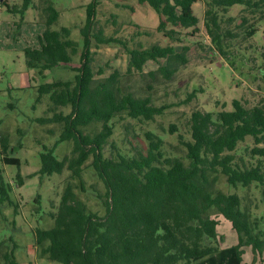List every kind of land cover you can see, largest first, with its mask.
I'll use <instances>...</instances> for the list:
<instances>
[{
  "label": "trees",
  "instance_id": "trees-1",
  "mask_svg": "<svg viewBox=\"0 0 264 264\" xmlns=\"http://www.w3.org/2000/svg\"><path fill=\"white\" fill-rule=\"evenodd\" d=\"M147 3L164 16L157 29L165 31V24L195 28L198 17L192 5L197 0H138ZM203 25L216 53L229 61L234 49L258 30L257 21L264 19V0H203ZM9 13L23 18L31 6L44 25L39 45L23 48L25 66L44 71L72 62L77 42L70 38L66 26L53 28L59 11L52 2L43 6L31 0L21 4L0 2ZM99 0H91L85 7V22L80 28L83 45L79 65L72 80H56L38 85V95H48L52 112L38 121L57 122L61 130L54 146L42 145L39 175L59 174L64 169L71 178L79 180L84 163L90 165L104 185L98 198L104 214L88 210L87 205L68 182L60 195L54 212L53 225L34 228L35 245L39 254L60 264H244V247L254 254L264 253V228L251 219V214L236 193L208 191L210 175L217 172L228 184L247 187L256 184L264 203V103L262 99L246 105L239 99L231 101L230 110L212 112L194 110L189 117L190 138L183 141L184 155L167 154L164 141L156 133L144 132L146 148L130 146L124 151L110 137L113 119L151 121L162 113V107L152 102L149 94L125 89L120 84L121 74L116 69L104 78H95L91 39L97 43H119L128 54L126 74L141 72L149 61L165 60L157 72L169 80L187 62V46L177 51L174 46L153 44L148 48H127L114 36H106L102 29L94 31L95 9ZM233 5H241L249 16L234 22L225 16ZM251 21V22H250ZM233 24V25H232ZM176 32L166 30L173 38ZM100 73V72H99ZM150 74H153L151 72ZM264 82V66L260 69ZM69 106L64 114L55 111ZM93 124H99L89 130ZM173 129L174 126H171ZM247 137L253 145L245 151L249 160L236 153L237 146ZM71 141L70 154L58 159L53 151L57 143ZM130 143V142H129ZM109 152L105 154V149ZM8 149L7 140L0 141V154ZM4 164H18L17 158L2 157ZM0 169V202H11ZM216 210L237 235L236 243L218 247L204 243L205 238L216 239L218 221L210 211ZM5 264H18L12 251L4 255Z\"/></svg>",
  "mask_w": 264,
  "mask_h": 264
},
{
  "label": "rangeland",
  "instance_id": "rangeland-1",
  "mask_svg": "<svg viewBox=\"0 0 264 264\" xmlns=\"http://www.w3.org/2000/svg\"><path fill=\"white\" fill-rule=\"evenodd\" d=\"M5 1L8 4L22 2ZM31 1L39 6L45 4V0ZM49 1L59 11L57 22L52 27H68L70 38L78 45L69 65L45 70L43 77L36 69L25 66L23 56L24 47L39 45L44 29L41 17L29 6L20 20L18 13L7 12L0 3V141L6 138L8 145V149L0 154V169L8 190L7 197L11 201L0 202V264H5L4 255L10 251L18 264H60L39 254L33 230L53 225L50 212L56 210L68 182L72 183L75 193L85 202L88 210L98 215L104 214L98 194H104L105 188L90 165L91 158L84 163L82 188L79 180L71 178L67 169L59 174H38L42 145L54 146L61 124L38 121V118L50 117L52 112L49 110L51 104L48 95L39 96L37 87L43 82L73 79L75 71L72 68L79 65L83 45L79 30L85 22V7L91 0ZM204 7L203 0H197L192 5L198 17L194 29L166 22L165 31L173 29L178 32L171 38L164 35L165 31L157 29L164 16L156 13L147 3L138 0H99L95 9L94 31L102 29L104 35L119 38L127 48H148L153 44L172 45L177 51L181 46L188 48L187 62L171 79L166 80L157 72V67L165 63L163 58L147 61L141 72L126 74L129 56L125 49L119 43L101 44L91 39L90 55L95 78H104L116 69L121 74L122 87L149 94L152 102L162 107V113L151 121L127 117L113 119L110 141L118 148L127 151L130 146H139L145 149L144 132L150 130L162 138L167 154L183 156V141L190 138L189 117L194 110L213 114L230 110L233 99H239L246 105L261 99L264 103V82L260 76V69L264 66V19L257 21V32L230 53V59L235 60L231 67L229 61L216 53L210 43L203 25ZM244 15L249 16L251 21L255 20L241 5H233L225 14L233 18V23L241 22L240 17ZM69 110V106L55 109L64 114ZM98 127L99 124H93L88 129ZM252 145V139L247 137L238 144L236 153L249 160L245 150ZM71 146V141L59 142L53 153L61 159L70 154ZM108 152L106 148L105 154ZM4 156L17 158L19 163L4 164ZM207 190L238 194L251 219L258 223L259 229L264 228V203L256 184L232 186L222 173L217 172L210 175ZM210 213L218 221L217 237L205 238L204 243L218 247L236 243L237 235L230 222L216 210ZM243 263L264 264V253L254 254L250 247H244Z\"/></svg>",
  "mask_w": 264,
  "mask_h": 264
},
{
  "label": "crops",
  "instance_id": "crops-1",
  "mask_svg": "<svg viewBox=\"0 0 264 264\" xmlns=\"http://www.w3.org/2000/svg\"><path fill=\"white\" fill-rule=\"evenodd\" d=\"M1 1H2V0H1ZM2 6H3V5H2ZM2 6H0V10H1V7H2ZM4 9H5V8H4ZM58 17H59V16H58ZM0 21H1V20H0ZM42 30H43V29H42Z\"/></svg>",
  "mask_w": 264,
  "mask_h": 264
}]
</instances>
